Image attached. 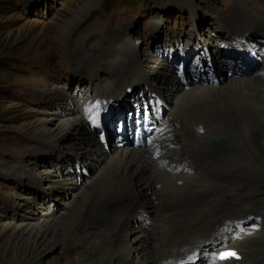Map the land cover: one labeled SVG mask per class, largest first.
<instances>
[{
    "label": "bare ground",
    "instance_id": "6f19581e",
    "mask_svg": "<svg viewBox=\"0 0 264 264\" xmlns=\"http://www.w3.org/2000/svg\"><path fill=\"white\" fill-rule=\"evenodd\" d=\"M182 1L193 14H200L195 0ZM205 8L206 13L217 19L220 34L218 37L215 32L212 36L215 35L220 51L202 49L206 39L196 32L201 27H196L188 52L181 46L175 47L173 61L168 59L173 76L163 73L165 69L159 64L154 66L164 59L153 58L151 50L138 52L135 45H129L130 37L121 43V38L131 33L127 28L108 34L113 46L101 53V59L90 51L74 65L76 74L85 75L87 71L97 84L89 94L77 96V109L73 113L62 108V113L68 114L58 124L59 136L55 135L62 139H48V144L62 150L61 142L66 138L68 146L63 147L61 155L57 152L58 161L63 162L67 156L72 162L69 167L74 168L72 176L91 161V156L103 158V166L91 175L83 189L65 199L62 210L57 212L59 216L53 217L50 210L48 217L39 222L6 226H12L10 234L28 243L27 247L21 245L23 255H16L7 264H33L35 260L27 255L28 248L31 251L32 246L43 242L47 251L56 250L66 246L73 229L74 234L84 233L81 237L89 239L95 235L93 231L106 226L110 227V233L104 234V242L110 248L103 253L104 264H176L194 257L196 252L202 257L197 264H205L212 251L217 254L220 245L225 247L229 243L244 254L239 263L264 264L261 233L264 229L246 236L236 229L249 228L258 217L264 224V70L239 69L241 62L237 59L240 56L244 60L242 55L253 56L255 51L263 52L264 21L251 24L252 17L243 10L231 11L230 17L211 6ZM158 30L159 26L154 25L153 31ZM197 42L204 57L201 53L197 56L199 52L194 55ZM118 45H123L119 52L115 49ZM97 58L101 66L96 64ZM221 58L223 66L218 70L225 69L232 76L215 83L214 73L218 70L211 62L218 64ZM192 66L203 73L201 78L190 72ZM157 73L166 77L165 81L149 82ZM180 79L183 82L174 81ZM183 79L187 81L184 83ZM179 85L182 87L173 92ZM167 87L172 97L169 107L162 110L160 99H166L156 89L164 93ZM127 106L133 114L131 123L126 121L124 132L119 135L116 132V136L127 139L132 132L143 143L110 146L108 129H114L108 123L116 122V116ZM144 107L150 114L148 120L156 123V130H144L147 118ZM151 112L159 116L154 118ZM107 113L112 118L108 119ZM220 138L226 139V147L212 144V140ZM104 145L109 146L105 154ZM255 157L261 161L258 165L253 164ZM34 179L29 177V181L35 182L31 185L41 191L43 200L48 188H52V193L56 188H65L63 194L77 187L72 185L74 178L65 179L69 185L54 178L46 182L48 186L42 178ZM247 214L253 217L244 220ZM212 262L227 264L216 261L214 254Z\"/></svg>",
    "mask_w": 264,
    "mask_h": 264
},
{
    "label": "rangeland",
    "instance_id": "374dc122",
    "mask_svg": "<svg viewBox=\"0 0 264 264\" xmlns=\"http://www.w3.org/2000/svg\"><path fill=\"white\" fill-rule=\"evenodd\" d=\"M89 1L0 0V264L9 263L16 255L21 257L23 255L21 245L25 244L27 247L28 244L10 234L12 226L9 228L6 226L39 222L41 218L48 217L50 210L53 217L59 216L57 212L62 210L65 199H69L78 189H83L91 175L103 166V158L91 156V161L84 163L80 169L76 167L79 171L72 176L70 173L74 168L69 167L72 162L67 156L63 157V162L58 161L59 155L64 152L62 150L68 143L66 138L63 137L61 142L62 150L48 144V139L57 137L55 135H58V124L68 114L64 112L69 110L73 113L75 108L77 109V96L89 94L97 84L89 72L86 71L85 75L74 72V65L80 62L85 53L95 52L94 55L101 59V53L113 46L108 34L114 30L127 28L131 33L124 37L126 39L121 38V43H125L130 37L129 45H135L138 52L151 50L153 58L158 57L169 62L166 63L164 60L155 62L154 66L159 64L160 68L165 69L162 70L163 73L167 72L169 76H173L172 68L168 64H172L170 61L174 59V48L181 46L184 52H188L187 47H191L189 42L196 27H201V31L198 28L196 32L201 33L204 40L206 39L202 49L207 47L209 51L211 49L220 51L213 38L215 35L212 36L215 32L218 37L220 34L217 19L205 12L206 6H211L216 12L230 17L231 11L236 9L243 10L249 16L258 12L257 15L251 16L250 23L264 21V11L261 10L264 8V0H195V7L201 11L199 15L193 14L191 8L182 0ZM156 24L160 30L153 31ZM235 40L240 41L238 38ZM122 46H116V51L119 52ZM194 47H197L194 55L199 52L197 56H200L203 52L199 50L198 42ZM260 53L255 51V55L247 56L244 63L239 56L240 68L264 70V50ZM99 59L97 58L96 64L101 66ZM221 60L222 58L218 64L211 62L216 71L218 67L223 66ZM97 65L93 66L100 69L101 67ZM221 69L217 73L213 72L217 75L215 83L232 76L231 72ZM189 70L199 78L203 75L198 71L199 68L196 70V67L194 69L192 66ZM206 77L205 75L203 78ZM165 78L161 73H157L149 82L165 81ZM183 80L184 83L187 81ZM174 81L183 82L182 79L179 82ZM182 85L176 86L173 92L178 91ZM164 91L159 93L156 89L161 98L168 100L165 102L160 99L159 105L166 109L172 96L170 97V87ZM152 96L149 98L152 99ZM62 108H65L64 114ZM128 115L129 113L124 120L129 122ZM151 115L154 118L159 116L153 112ZM118 119L119 117L116 121ZM115 123H108L114 130L108 129L110 138H107L108 144L114 147L118 144L112 139L116 137L118 131ZM241 128L242 125H239V129ZM55 139L61 141L62 137ZM131 139L127 137L125 142L130 143ZM102 150L104 154L106 151L109 152V146L103 147ZM71 156L77 160L76 162H80L76 156ZM253 159L255 165L261 162L256 157ZM67 160L70 164L66 162ZM66 166L69 168H65ZM29 177L42 178L45 186H48L47 181L54 178H57V182L60 180L61 184L69 185V182H64L65 179L74 178L72 185L77 187L73 192L63 194L61 191L65 188L59 186L61 189L56 188L53 193L52 188H48L50 191L46 189V198L43 200L41 191L31 185L35 182L29 181ZM74 232L76 231L73 229L66 246L47 251L45 243L42 244L41 241L37 247L32 246L31 251L28 248L27 255L35 260L33 264H104L103 253L110 248L104 242V234L110 233V227H101L97 233L93 231L95 235L89 239L82 238L84 233ZM261 233L264 234V231Z\"/></svg>",
    "mask_w": 264,
    "mask_h": 264
},
{
    "label": "snow or ice",
    "instance_id": "6c2138e0",
    "mask_svg": "<svg viewBox=\"0 0 264 264\" xmlns=\"http://www.w3.org/2000/svg\"><path fill=\"white\" fill-rule=\"evenodd\" d=\"M226 256H232V257H236V253L235 252H229L225 254ZM224 258V257H222ZM238 258V257H237Z\"/></svg>",
    "mask_w": 264,
    "mask_h": 264
}]
</instances>
